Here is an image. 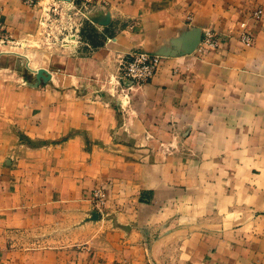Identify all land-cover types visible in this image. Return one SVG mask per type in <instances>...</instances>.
I'll return each instance as SVG.
<instances>
[{
	"label": "crops",
	"instance_id": "1",
	"mask_svg": "<svg viewBox=\"0 0 264 264\" xmlns=\"http://www.w3.org/2000/svg\"><path fill=\"white\" fill-rule=\"evenodd\" d=\"M98 1L99 39L19 76L0 121V264H264V0ZM39 2L0 0L2 42ZM205 29L218 47L189 51ZM134 50L162 60L123 97Z\"/></svg>",
	"mask_w": 264,
	"mask_h": 264
},
{
	"label": "rangeland",
	"instance_id": "2",
	"mask_svg": "<svg viewBox=\"0 0 264 264\" xmlns=\"http://www.w3.org/2000/svg\"><path fill=\"white\" fill-rule=\"evenodd\" d=\"M98 0H81L62 3L57 0H40L37 6V23L34 33L25 38L0 40V121L12 124L18 102L13 95L18 88L17 79L25 77L31 85L29 72L51 78L56 60L71 57L77 41L98 40L99 28L106 26L110 17L101 12ZM63 59V60H64ZM46 76V77H45ZM42 79V78H41ZM27 80V82H26Z\"/></svg>",
	"mask_w": 264,
	"mask_h": 264
},
{
	"label": "built area",
	"instance_id": "3",
	"mask_svg": "<svg viewBox=\"0 0 264 264\" xmlns=\"http://www.w3.org/2000/svg\"><path fill=\"white\" fill-rule=\"evenodd\" d=\"M28 6L35 5L38 0H23ZM254 16L259 18L261 11L254 12ZM190 17H188V20ZM238 38L245 46L252 45V35L247 30L246 23L241 24ZM218 36L210 30L202 31L201 41L197 46L200 51L212 50L218 47ZM162 57L158 54L134 50L128 53L125 58H121L118 67V76L114 82V88L123 97H129L130 93L141 85L147 83L156 73L161 64ZM96 207L101 210L106 203V195L103 189L99 188L93 192L92 196Z\"/></svg>",
	"mask_w": 264,
	"mask_h": 264
},
{
	"label": "water",
	"instance_id": "4",
	"mask_svg": "<svg viewBox=\"0 0 264 264\" xmlns=\"http://www.w3.org/2000/svg\"><path fill=\"white\" fill-rule=\"evenodd\" d=\"M201 36H202V32H200V34H199V38H198V42L195 44V46L194 47H192L191 49H189V51H191L192 49H196L197 48V46L199 45V43H200V41H201ZM188 51V50H187ZM155 54H157V53H155ZM159 55V54H158Z\"/></svg>",
	"mask_w": 264,
	"mask_h": 264
}]
</instances>
